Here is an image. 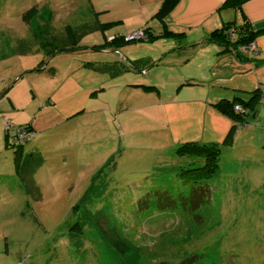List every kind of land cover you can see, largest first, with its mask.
<instances>
[{
  "label": "rangeland",
  "instance_id": "1",
  "mask_svg": "<svg viewBox=\"0 0 264 264\" xmlns=\"http://www.w3.org/2000/svg\"><path fill=\"white\" fill-rule=\"evenodd\" d=\"M110 7L100 19L91 0H0V264H264V101L221 146L218 172L193 204L175 174L182 163L165 164L171 152L154 156L156 101L191 79L203 57L212 63V43L200 52L166 36L116 46L110 41L136 19ZM114 17L127 24L104 22ZM96 18L102 29L82 35L78 51L42 62L41 39ZM21 40L25 54L16 51ZM46 65L55 72L36 70ZM6 123L36 130L28 144L44 158L34 174L39 201L19 181ZM112 156L116 166L102 168ZM159 187L172 208L152 198ZM98 217L117 238L95 228Z\"/></svg>",
  "mask_w": 264,
  "mask_h": 264
},
{
  "label": "crops",
  "instance_id": "2",
  "mask_svg": "<svg viewBox=\"0 0 264 264\" xmlns=\"http://www.w3.org/2000/svg\"><path fill=\"white\" fill-rule=\"evenodd\" d=\"M222 1L180 0L166 18L169 29L181 33L180 40L200 52L201 46L208 43L205 40L211 29L220 26L223 21L240 22L243 17H247L255 29L263 30L253 42L256 52L240 50L247 57L241 60L234 52L217 55L218 46L212 43L209 56L212 63L205 67L207 60L203 57L197 64L198 68L188 75L192 77L188 79L191 84L181 85L187 81L185 80L173 95L156 101L161 113L157 136L154 138L159 147L157 149L155 146L157 152L154 156L169 154L177 144L186 141L221 143L233 124L229 116L212 105L221 98L232 99L239 96L246 99L252 90L260 88L262 96L258 99L261 97L264 101V63L257 61L264 57V0H244L240 7L218 9ZM161 2L162 0H91V5L100 19L101 13L107 12L110 6H120L114 13L118 16H122V13L133 16L136 20L129 27L134 30L147 23H156L153 16ZM106 21L127 24L122 17L104 20ZM122 59V64L128 67L126 62L131 61L124 57ZM240 129L243 128L238 126L236 133ZM33 130L35 133L36 130ZM165 146L171 150L166 151Z\"/></svg>",
  "mask_w": 264,
  "mask_h": 264
},
{
  "label": "trees",
  "instance_id": "3",
  "mask_svg": "<svg viewBox=\"0 0 264 264\" xmlns=\"http://www.w3.org/2000/svg\"><path fill=\"white\" fill-rule=\"evenodd\" d=\"M180 0H162L158 9L154 13V18L156 19V23L153 25L151 23H147L142 27L136 28L141 29L145 35L143 39H135V40H125L124 38L127 34L123 35H115L113 40L110 43H114L116 46L124 43H131L137 41H153L159 39L161 37H181V33L174 32L169 29L166 18L171 10L178 4ZM244 0H223L218 9L223 7H240ZM35 13V8L28 9L23 18L27 21L31 15ZM102 29V23L96 18L94 24H83L81 26L73 27L70 25H66L64 27V33L62 35H46L43 39H41L40 45L44 49L45 58L42 60L43 63L49 60L51 55H55L58 53H67L74 52L79 50V40L85 33L95 30ZM134 29V30H136ZM263 30H257L253 27V23L247 18L243 17L240 22H236L235 20H227L223 21L220 26L215 27L210 30L205 42L215 43L218 46L217 55H224L227 53H235L241 60L247 59V57L241 53L240 48L245 45H249L255 41L256 36L262 32ZM30 50V47H27L26 43L21 40L16 51L19 54H25ZM48 58V60H46ZM249 58V57H248ZM258 63H264V57L257 59ZM128 63V62H126ZM130 63V62H129ZM92 68L99 71H114L115 74L120 72L122 68L117 66L110 65H100L95 66L90 64ZM116 67V68H114ZM39 71H47L50 74L55 72L53 67L43 66L39 69ZM191 80L185 81L183 84H191ZM182 85V84H181ZM179 85V87L181 86ZM156 87L154 85L146 86V89L152 91ZM260 88H256L250 92L248 98L244 99L239 96H234L232 99L221 98L218 100L214 107L229 116L233 121L229 131L224 137L221 143H203L198 141H186L180 144H177L171 154L174 156V160L171 158H167V164L169 161L173 162L178 159L182 164L179 166H175L178 168L175 171L176 176H178V182L181 185H185L190 189V202L195 204L198 199H202V192H204V187L207 186L204 184L207 183L215 173L218 172L219 168V151L221 146H227L232 143V140L235 136V133L238 129V126H242L248 123L249 117L255 112V104L258 102V97L261 94ZM239 104L242 107V111H236L234 109V105ZM25 130L32 131L31 124H23L18 125ZM6 130V129H5ZM35 133L29 140H17L15 138V134L9 133V130H6L5 143L6 146L13 147V162L14 169L17 173L19 181L23 185L24 189L28 197H31L35 201H39L41 199V194L39 191V187L35 183L34 174L44 163V158L41 152L33 149L30 144H28L31 140H33ZM28 146V147H27ZM28 148V149H27ZM171 155H168L170 157ZM172 156V157H173ZM176 158V159H175ZM116 166V162L114 160V156L108 159V161L104 164L102 168L107 165ZM101 168V169H102ZM99 170V172L101 171ZM162 187L156 189V192L153 194L154 198H159L160 202H162L165 207H173V200L170 197V193L165 192ZM183 196V195H182ZM149 198V199H150ZM86 200V195H84L81 201ZM182 201L186 200L185 198H181ZM149 206L150 203H147ZM147 204L145 205L146 207ZM184 204V203H183ZM142 205V204H139ZM155 206V205H154ZM161 206V205H159ZM156 207V206H155ZM95 228H98L103 234H106L107 237L109 235L113 237V239L117 238V233L110 226V221L107 218L98 217L96 221H93ZM79 230V225L76 223L71 227V229Z\"/></svg>",
  "mask_w": 264,
  "mask_h": 264
},
{
  "label": "built area",
  "instance_id": "4",
  "mask_svg": "<svg viewBox=\"0 0 264 264\" xmlns=\"http://www.w3.org/2000/svg\"><path fill=\"white\" fill-rule=\"evenodd\" d=\"M142 38L143 39L145 38L143 31L141 29H136V30H132L129 34H127V36L124 39L125 40H135V39H142ZM254 49L255 47L253 43L242 46L240 48V50L256 52ZM234 109L236 111H242V107L239 104H235ZM5 129L6 130L11 129V133L15 134V138L17 140H23V139L29 140L34 134L32 131L25 130L24 128L18 125L10 127L9 123H6Z\"/></svg>",
  "mask_w": 264,
  "mask_h": 264
}]
</instances>
